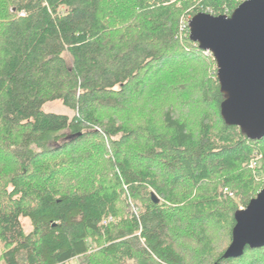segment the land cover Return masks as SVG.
<instances>
[{
  "label": "trees",
  "instance_id": "trees-1",
  "mask_svg": "<svg viewBox=\"0 0 264 264\" xmlns=\"http://www.w3.org/2000/svg\"><path fill=\"white\" fill-rule=\"evenodd\" d=\"M243 2L0 0V264L264 253L223 258L235 213L264 188V138L225 124L215 62L188 28ZM53 101L72 116L44 113Z\"/></svg>",
  "mask_w": 264,
  "mask_h": 264
},
{
  "label": "water",
  "instance_id": "water-1",
  "mask_svg": "<svg viewBox=\"0 0 264 264\" xmlns=\"http://www.w3.org/2000/svg\"><path fill=\"white\" fill-rule=\"evenodd\" d=\"M189 38L211 53L223 101L220 115L250 140L264 138V0H246L230 16L195 15ZM155 203L159 200L151 196ZM224 259H238L246 248H264V188L234 215Z\"/></svg>",
  "mask_w": 264,
  "mask_h": 264
},
{
  "label": "rangeland",
  "instance_id": "rangeland-1",
  "mask_svg": "<svg viewBox=\"0 0 264 264\" xmlns=\"http://www.w3.org/2000/svg\"><path fill=\"white\" fill-rule=\"evenodd\" d=\"M200 1V0H199ZM202 1V0H201ZM237 1H246V0H237ZM170 2H174V0H170ZM196 3L198 4V1H196ZM205 57V56H204ZM207 58V57H206ZM213 69L217 70L216 69V64L214 63L213 67H211L210 69V75H212L214 77V73H213ZM42 111L44 113H49V114H58V115H67L69 117L72 116V113L70 112V110L66 107H64L62 105V103L60 101H53V102H49V103H46L43 107H42ZM260 142V141H259ZM255 152L259 153L258 150H256ZM257 153H255L256 155L254 156L255 158L252 159L250 162H249V169L250 170H255L256 166L259 165V162L261 160V156L258 155ZM260 154V153H259ZM1 155V154H0ZM2 156V155H1ZM7 160H3V157H2V162L3 163H6ZM257 164V165H253V164ZM254 179L256 181V184L258 186H262L264 185V173H257L254 172ZM234 198V197H233ZM235 199V198H234ZM240 210L241 209H244L242 207V205H240ZM23 226L25 228V231L28 232L29 231V226H28V223L26 220H23ZM225 233L223 232H218L217 233V236H219L218 238L219 239V245H220V249L221 248H224L226 246H228V239H227V236L226 234L224 235ZM264 255V253H261V254H256V255H250V257H248V259L244 262V264H254L253 262H257V258L259 257H262ZM255 259V261H254ZM253 261V262H252ZM79 262H82L80 259H76L73 261L74 264H79ZM101 264H108V262L102 260V263Z\"/></svg>",
  "mask_w": 264,
  "mask_h": 264
},
{
  "label": "built area",
  "instance_id": "built-area-1",
  "mask_svg": "<svg viewBox=\"0 0 264 264\" xmlns=\"http://www.w3.org/2000/svg\"><path fill=\"white\" fill-rule=\"evenodd\" d=\"M204 55H205V56H211V53L208 52V51H204ZM253 165H256V164L254 163ZM225 191H226V190H225ZM229 196H232V195H229Z\"/></svg>",
  "mask_w": 264,
  "mask_h": 264
}]
</instances>
